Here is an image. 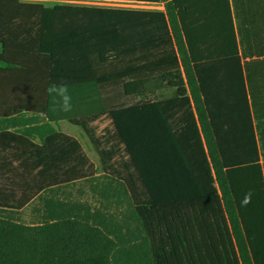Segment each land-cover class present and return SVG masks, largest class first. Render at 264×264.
Returning a JSON list of instances; mask_svg holds the SVG:
<instances>
[{
  "label": "trees",
  "instance_id": "1",
  "mask_svg": "<svg viewBox=\"0 0 264 264\" xmlns=\"http://www.w3.org/2000/svg\"><path fill=\"white\" fill-rule=\"evenodd\" d=\"M123 1L0 0V264H264V0Z\"/></svg>",
  "mask_w": 264,
  "mask_h": 264
},
{
  "label": "rangeland",
  "instance_id": "2",
  "mask_svg": "<svg viewBox=\"0 0 264 264\" xmlns=\"http://www.w3.org/2000/svg\"><path fill=\"white\" fill-rule=\"evenodd\" d=\"M23 1L42 3L46 6H53L56 4H78V5H97V6H107V7L136 8V9H153V10L162 9V6L159 5L140 4L137 2H129L123 0H23ZM71 128L67 125H62V129L68 130L70 132H74L73 130H78L77 128H73V127ZM88 143H89L88 139L84 138V144L89 147ZM88 150L91 156L95 159L96 163H98L97 154L91 148ZM56 196L62 199H66V198L71 200L79 199L82 201L88 200L92 202V204L94 205L97 202V194L95 192V189L92 188L90 184H84V183L69 187L67 189H59ZM43 209H45L44 201L37 199L34 203H32L21 213L20 216L22 221L26 223L37 222L40 218L39 215L42 213Z\"/></svg>",
  "mask_w": 264,
  "mask_h": 264
},
{
  "label": "crops",
  "instance_id": "3",
  "mask_svg": "<svg viewBox=\"0 0 264 264\" xmlns=\"http://www.w3.org/2000/svg\"><path fill=\"white\" fill-rule=\"evenodd\" d=\"M163 9V7H162ZM62 125H67L69 126L70 128L73 127V128H77L78 130H73L74 132H70L68 130H65V129H62ZM55 127L58 131L62 132V133H65L67 135H70V136H73L75 138H77L81 143H82V146L84 148V151L86 152L87 156L90 158V160L94 163V165L96 166V168H98V175L100 176L102 174V171H101V166H102V163H101V159H100V156L99 154L97 153V151L94 149V147L92 146V143H91V140H90V137L87 135L86 133V130L83 129L82 127H79V126H75L67 121H62L60 122L59 124H55ZM72 129V128H71ZM79 131V132H78ZM84 138H87L89 143V147L86 146L84 144ZM37 141H39L37 139ZM92 149L96 154H97V159H98V163H96L95 159L91 156V154L89 153V150L88 149Z\"/></svg>",
  "mask_w": 264,
  "mask_h": 264
},
{
  "label": "clouds",
  "instance_id": "4",
  "mask_svg": "<svg viewBox=\"0 0 264 264\" xmlns=\"http://www.w3.org/2000/svg\"><path fill=\"white\" fill-rule=\"evenodd\" d=\"M61 88H62L63 91H66L67 86L66 85H62Z\"/></svg>",
  "mask_w": 264,
  "mask_h": 264
},
{
  "label": "built area",
  "instance_id": "5",
  "mask_svg": "<svg viewBox=\"0 0 264 264\" xmlns=\"http://www.w3.org/2000/svg\"><path fill=\"white\" fill-rule=\"evenodd\" d=\"M130 2V1H129ZM138 3V2H137Z\"/></svg>",
  "mask_w": 264,
  "mask_h": 264
}]
</instances>
